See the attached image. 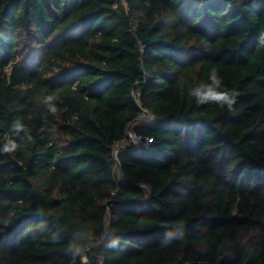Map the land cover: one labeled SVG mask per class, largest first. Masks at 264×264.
Masks as SVG:
<instances>
[{
	"label": "trees",
	"instance_id": "trees-1",
	"mask_svg": "<svg viewBox=\"0 0 264 264\" xmlns=\"http://www.w3.org/2000/svg\"><path fill=\"white\" fill-rule=\"evenodd\" d=\"M262 36L264 0H0V264H264Z\"/></svg>",
	"mask_w": 264,
	"mask_h": 264
},
{
	"label": "clouds",
	"instance_id": "clouds-1",
	"mask_svg": "<svg viewBox=\"0 0 264 264\" xmlns=\"http://www.w3.org/2000/svg\"><path fill=\"white\" fill-rule=\"evenodd\" d=\"M261 43H264V36L261 37ZM189 95L194 99L197 105H204L208 103H216L221 108L227 107L232 109L236 102V96L238 93L235 90H228L223 88V81L219 73L213 68L209 74L208 82L200 83L189 89ZM53 97H47L48 101H51ZM7 151V148H5ZM118 153V150H116ZM86 240L76 246L72 244L68 247V252L73 255H78L84 250V244L91 239V233L89 230L85 232ZM116 242L113 241L114 245Z\"/></svg>",
	"mask_w": 264,
	"mask_h": 264
},
{
	"label": "built area",
	"instance_id": "built-area-1",
	"mask_svg": "<svg viewBox=\"0 0 264 264\" xmlns=\"http://www.w3.org/2000/svg\"><path fill=\"white\" fill-rule=\"evenodd\" d=\"M152 117V116H151ZM130 134V137H132L131 136V133H129ZM136 140L134 141L136 144H137V146L138 147H140L141 146V142L139 141V139L138 138H135ZM151 139L149 138V141H150Z\"/></svg>",
	"mask_w": 264,
	"mask_h": 264
},
{
	"label": "rangeland",
	"instance_id": "rangeland-1",
	"mask_svg": "<svg viewBox=\"0 0 264 264\" xmlns=\"http://www.w3.org/2000/svg\"><path fill=\"white\" fill-rule=\"evenodd\" d=\"M143 120H145V118L142 116V117L140 118L139 121H143ZM129 133H131L132 139L135 141L136 139H135L134 135L132 134V132H130V129H129V131H128V134H129ZM85 261H86V260H85ZM85 264H87V263H85Z\"/></svg>",
	"mask_w": 264,
	"mask_h": 264
},
{
	"label": "water",
	"instance_id": "water-1",
	"mask_svg": "<svg viewBox=\"0 0 264 264\" xmlns=\"http://www.w3.org/2000/svg\"><path fill=\"white\" fill-rule=\"evenodd\" d=\"M128 131H129V128H128ZM130 136V134H128Z\"/></svg>",
	"mask_w": 264,
	"mask_h": 264
}]
</instances>
